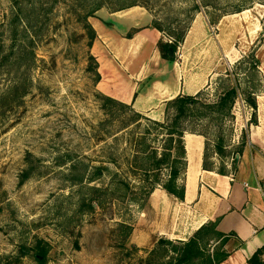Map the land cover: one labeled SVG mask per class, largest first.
Instances as JSON below:
<instances>
[{
  "label": "rangeland",
  "instance_id": "rangeland-1",
  "mask_svg": "<svg viewBox=\"0 0 264 264\" xmlns=\"http://www.w3.org/2000/svg\"><path fill=\"white\" fill-rule=\"evenodd\" d=\"M179 30L185 39L169 62L158 44ZM227 72L240 85L232 116L189 127L207 134L204 157L231 176L252 140V153H264V0H0V264H39L40 245L46 264H147L151 250L130 255L118 225L147 223L140 137L149 129L160 151L149 120L163 121L178 93L201 88L216 100ZM103 95L129 106L106 109ZM134 111L149 120L139 126ZM207 249L222 252V241Z\"/></svg>",
  "mask_w": 264,
  "mask_h": 264
},
{
  "label": "crops",
  "instance_id": "crops-1",
  "mask_svg": "<svg viewBox=\"0 0 264 264\" xmlns=\"http://www.w3.org/2000/svg\"><path fill=\"white\" fill-rule=\"evenodd\" d=\"M137 27L138 24L131 25ZM142 32L138 29L131 39ZM184 140L187 160L184 201L161 187L156 188L140 212L147 223L134 228L131 243L150 251L163 235L171 234L174 235L171 239L186 241L203 225L219 220L217 229L230 236L223 247L228 256L219 264H264V153L257 149L252 153L255 148L252 140L236 173L229 176L204 169L206 141L202 135L187 132ZM258 251L261 252L252 261Z\"/></svg>",
  "mask_w": 264,
  "mask_h": 264
},
{
  "label": "trees",
  "instance_id": "trees-1",
  "mask_svg": "<svg viewBox=\"0 0 264 264\" xmlns=\"http://www.w3.org/2000/svg\"><path fill=\"white\" fill-rule=\"evenodd\" d=\"M137 5L131 3L121 9H126ZM100 4L96 7L95 11L102 8ZM94 12L89 16H93ZM27 10L18 9L17 20L25 23V32L30 28L29 17ZM154 26L163 31V29L155 21ZM88 36L90 38V46H93L95 39L97 38V32L93 25L89 22L85 26ZM185 31H170L171 40L161 41L158 44L161 56L163 59L174 62V54L176 53L179 44L184 41ZM92 58H94L92 56ZM256 65V64H255ZM223 81V92L220 93L216 100L209 101L206 99V93L200 90L195 95H183L180 94L177 97L167 102L165 119L163 121L149 120L141 113L134 111V122L141 126L143 119H148L150 123L159 130L162 135V149L159 151L156 147H153L148 143L149 129H146L140 137L139 149L136 150L135 161H141L139 169L143 173V182L150 185L147 191V196L154 192L158 187L163 188L169 194L184 201L186 196V185L184 183V175L187 169L186 160V148H185V133H197L207 137V134L201 131L189 127L190 123L195 121H216L218 124H222L233 114L234 106L239 98L240 85L238 79L233 74L227 72ZM229 84V85H227ZM227 85V86H226ZM104 108L108 109L112 105L127 108L129 105L118 101L117 99L104 96ZM245 100L249 105L256 110L258 108L257 99L253 93L246 96ZM222 137H218L216 145L217 154L224 155V147L222 145ZM246 146V142L243 143ZM244 152L242 149L240 153ZM204 169L217 171L220 174L228 175L225 169H217L212 163H209L208 156L205 153L204 157ZM166 172V173H164ZM264 187V184H263ZM219 220L211 221L203 225L198 229L194 235L184 241H173L168 238H160L155 247L149 252L146 259L147 264H219L222 260L227 258V253L218 250L210 252L207 247L210 242L215 240H221L223 247L229 239V235L220 232L217 229ZM119 227L125 231L126 237H124V248L129 243L130 236L134 231V227L122 221ZM129 247V252L132 255L133 251H139V247L132 244ZM37 260L39 264H46L48 259V249L45 246H38ZM259 252L255 254L252 261H255Z\"/></svg>",
  "mask_w": 264,
  "mask_h": 264
}]
</instances>
